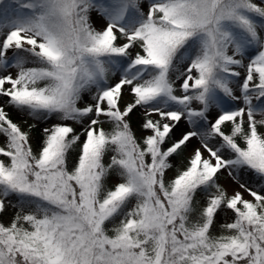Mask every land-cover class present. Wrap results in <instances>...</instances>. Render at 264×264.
I'll return each mask as SVG.
<instances>
[{
	"label": "snow or ice",
	"instance_id": "1",
	"mask_svg": "<svg viewBox=\"0 0 264 264\" xmlns=\"http://www.w3.org/2000/svg\"><path fill=\"white\" fill-rule=\"evenodd\" d=\"M0 264H264V0H0Z\"/></svg>",
	"mask_w": 264,
	"mask_h": 264
},
{
	"label": "rangeland",
	"instance_id": "2",
	"mask_svg": "<svg viewBox=\"0 0 264 264\" xmlns=\"http://www.w3.org/2000/svg\"><path fill=\"white\" fill-rule=\"evenodd\" d=\"M6 3L9 2V0H5ZM98 3H107V0H97ZM92 22L94 24V26L99 30L102 29L105 25V21L103 18H101L96 12L92 13ZM98 22L102 23V24H98ZM14 119H19V117L15 116L14 114ZM257 119H260V117L258 116ZM138 123H139V114H137V117L133 118V124L134 126L138 127ZM184 129L182 128L181 131H183ZM177 135H179V133H177ZM222 183H224L227 187H229V191L232 190V188L234 187V185H232L231 181L226 180V179H222ZM246 198H250L247 197ZM12 209H9V216H11L12 214Z\"/></svg>",
	"mask_w": 264,
	"mask_h": 264
},
{
	"label": "bare ground",
	"instance_id": "3",
	"mask_svg": "<svg viewBox=\"0 0 264 264\" xmlns=\"http://www.w3.org/2000/svg\"><path fill=\"white\" fill-rule=\"evenodd\" d=\"M98 24H102V23L98 22ZM104 26H105V25H104Z\"/></svg>",
	"mask_w": 264,
	"mask_h": 264
}]
</instances>
